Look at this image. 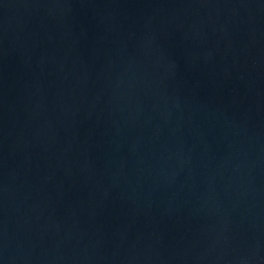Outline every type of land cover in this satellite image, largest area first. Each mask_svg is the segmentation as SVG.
<instances>
[{"label":"water","instance_id":"obj_1","mask_svg":"<svg viewBox=\"0 0 264 264\" xmlns=\"http://www.w3.org/2000/svg\"><path fill=\"white\" fill-rule=\"evenodd\" d=\"M0 264H264V0H0Z\"/></svg>","mask_w":264,"mask_h":264}]
</instances>
